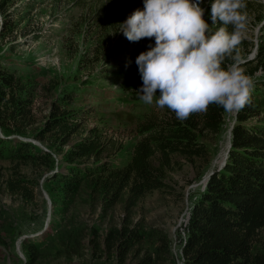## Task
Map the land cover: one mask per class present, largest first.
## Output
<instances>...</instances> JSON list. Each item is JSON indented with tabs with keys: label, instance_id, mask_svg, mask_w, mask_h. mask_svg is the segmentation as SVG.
<instances>
[{
	"label": "rangeland",
	"instance_id": "374dc122",
	"mask_svg": "<svg viewBox=\"0 0 264 264\" xmlns=\"http://www.w3.org/2000/svg\"><path fill=\"white\" fill-rule=\"evenodd\" d=\"M14 1V7L8 11V17L13 21V35L0 42V62L10 65L13 62L14 67H18L32 60L31 78L35 79L30 82L37 83L30 103L36 122L27 129L26 138L21 139L32 142L45 152L49 145H59L58 136L46 135L39 142L32 135L43 128L53 102L60 101L59 106L75 115L76 125L68 137V144L60 149L54 148L56 160L60 161L64 152L75 143L96 133L102 141L110 144L100 164L105 161L113 170L125 168L133 145L139 139L135 132L137 123L157 110L154 102L151 105L140 102L135 107L137 104L131 101L141 80L135 59L141 52L149 50L148 45L154 44V38L130 42L121 33L120 41L115 44L117 34H113L111 28H107L108 31L100 28L98 23L99 16L111 2H119V13L125 15L128 5L131 12L142 9V0L62 1L55 9L52 0ZM245 1L262 9L261 0ZM211 2L204 0V4ZM21 13L24 21L18 20ZM257 14L251 11L245 20L242 35L248 39L258 31L262 13L259 18H256ZM104 52L110 53L106 56L102 55ZM251 54L246 60L238 58L239 65L250 60ZM127 61L131 64L126 68ZM256 73L254 78L248 76L253 83L261 75L264 77L263 70ZM86 82L90 85L88 88L83 84ZM74 84L77 85L76 92L65 100L62 96L64 89ZM43 88L46 89L43 91ZM235 117L236 112H226L218 135L204 133L200 137L204 146L203 157L190 161L174 156L172 164L166 166L159 176L161 187L147 193L133 208L134 222L144 233L137 248L138 254H150L153 264H182L179 235L184 239L183 227L189 211L210 175L224 168L227 162ZM153 165L159 167L158 161H153ZM48 175L49 172H41L33 164L0 157V264H25L21 241L29 239L34 240L39 249L34 264H118L115 255L102 251V237L120 225L125 215L123 198L126 193L111 205L114 193L95 190L89 182L83 184L66 211L55 209L52 204L50 206L44 189V178ZM17 177L32 182L29 184L32 197L24 199L6 191L7 181ZM92 231L98 236L95 237ZM260 237L261 242L257 244L263 246L264 230ZM139 258L130 255L124 264H134Z\"/></svg>",
	"mask_w": 264,
	"mask_h": 264
},
{
	"label": "trees",
	"instance_id": "16d2710c",
	"mask_svg": "<svg viewBox=\"0 0 264 264\" xmlns=\"http://www.w3.org/2000/svg\"><path fill=\"white\" fill-rule=\"evenodd\" d=\"M13 1L0 0V42L13 35V21L8 17L9 9L14 7ZM52 1L55 9L62 1L72 3L75 0ZM245 4L242 12L246 18L250 16L251 11L258 13L256 18L261 16L262 9H259V5L253 6L247 1ZM210 5L211 3L204 4L203 0V19L215 31L220 25L212 24ZM129 8L130 5L126 14L121 12L120 15L119 2H111L99 16L100 28L106 31L111 28V31L117 34L115 44H118L121 38V33L117 32L118 24L125 20ZM21 15L22 13L18 20L24 21L25 18ZM227 30L232 32L233 26L228 25ZM251 48L252 43L242 35L240 43L225 56L221 66L227 68L238 58L246 60ZM107 52L102 55L108 56L111 50ZM95 53L99 55L97 51ZM13 64L0 62V136L4 137H0V157L15 158L23 164L35 165L41 172H49L50 175L44 178V189L55 209L63 208L62 210L66 211L83 184L89 182H92L95 190L114 193L111 205L126 193L123 198L125 215L119 226L111 228L102 237V251L115 255L118 264H124L130 255L136 256L137 259L140 257L134 264H153L150 254H138L137 248L143 241L144 233L138 223L134 222L133 208L147 193L161 187L159 176L166 166L172 164L174 156L190 161L203 157L204 146L199 139L204 133H220L226 111L211 104L207 111L192 113L186 120H179L173 111L157 107V110L151 111L137 123L135 132L139 139L133 145L129 163L119 170H113L105 161L100 164L102 155L109 150L110 144L102 141L101 136L96 133L75 143L58 161L54 148L60 149L68 144V137L73 134L76 125L75 115L59 106L60 101L53 102L45 117L43 128L32 135L39 142H42L46 135L59 137V145H49L47 152L32 142L21 139L26 138L27 129L36 122L30 103L37 83L30 82L35 79L31 78L32 60L18 67ZM239 67L244 69V74L249 77L254 76L258 70L264 71V26L256 57ZM20 71L24 74L19 73ZM83 84L87 88L90 86L87 82ZM76 86L74 84L64 89L62 96L65 100L76 92ZM141 86L142 80H139L132 94L131 101L137 104L135 107L143 102L137 93ZM45 89L43 88V91ZM156 94L159 95V90ZM90 160H93V163L89 164ZM155 160L158 161L159 167L153 165ZM62 166L61 171L59 169ZM30 183L32 182L20 177L10 179L6 183V191L27 199L32 197ZM35 185L38 186L36 181ZM263 230L264 82L260 81L250 91L249 102L236 113L224 168L210 175L204 190L195 198L189 211L188 221L183 227L184 239L179 235L182 264H264V245L257 244L261 242L260 234ZM92 233L95 237L98 236L96 231ZM21 246L26 256L25 264H34L39 252L35 241L23 240Z\"/></svg>",
	"mask_w": 264,
	"mask_h": 264
},
{
	"label": "clouds",
	"instance_id": "9594fccd",
	"mask_svg": "<svg viewBox=\"0 0 264 264\" xmlns=\"http://www.w3.org/2000/svg\"><path fill=\"white\" fill-rule=\"evenodd\" d=\"M142 2L143 8L119 23L117 31L130 42L154 38L149 50L135 59L142 80L140 99L149 105L155 100L157 107L173 111L179 120L205 112L211 104L228 113L242 109L250 100L253 82L239 60L227 68L221 65L241 41L245 0H212L210 19L220 25L215 31L203 19V0ZM130 64L127 61L125 67Z\"/></svg>",
	"mask_w": 264,
	"mask_h": 264
},
{
	"label": "built area",
	"instance_id": "2783aa9c",
	"mask_svg": "<svg viewBox=\"0 0 264 264\" xmlns=\"http://www.w3.org/2000/svg\"><path fill=\"white\" fill-rule=\"evenodd\" d=\"M244 37H246V36H244ZM248 40L252 43V48H251V51H250V53L252 52V54L250 55V57L251 58H254L255 57V54H256V51H257L256 48L258 47V42H259V40H258V34L255 33L254 35H251ZM259 73H261V72H259ZM257 74L258 73H255L254 76H257ZM259 75H261V74H259ZM188 218H189V216H188ZM187 221H188V219H187Z\"/></svg>",
	"mask_w": 264,
	"mask_h": 264
},
{
	"label": "water",
	"instance_id": "95a60500",
	"mask_svg": "<svg viewBox=\"0 0 264 264\" xmlns=\"http://www.w3.org/2000/svg\"><path fill=\"white\" fill-rule=\"evenodd\" d=\"M49 204H50V206H51L50 200H49Z\"/></svg>",
	"mask_w": 264,
	"mask_h": 264
}]
</instances>
